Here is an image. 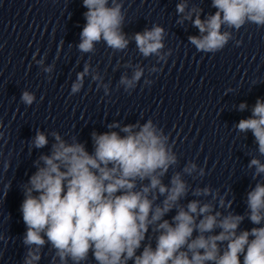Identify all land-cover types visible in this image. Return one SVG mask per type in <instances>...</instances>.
I'll use <instances>...</instances> for the list:
<instances>
[{
  "label": "clouds",
  "instance_id": "clouds-1",
  "mask_svg": "<svg viewBox=\"0 0 264 264\" xmlns=\"http://www.w3.org/2000/svg\"><path fill=\"white\" fill-rule=\"evenodd\" d=\"M83 6L86 24L77 45L81 53H93L101 41L113 51L128 48L122 0H83ZM211 6L215 13L201 19L202 9L186 12L187 0L176 5L178 23L190 20L199 30V36L188 37L199 52L216 53L227 45L232 33L222 27H264V0H212ZM164 37V28L154 24L132 39L143 57L163 60ZM88 72L85 65L71 94L81 91ZM143 75L144 68L137 66L130 78L122 75L119 84L130 91ZM20 100L31 106L36 96L25 90ZM246 108V103L239 105L240 111ZM235 127L240 133L251 131L264 156V100L257 99L251 116ZM107 128L90 134L91 152L76 136L65 139L50 133V152L33 161L36 171L22 186L23 264H39L46 245L54 253L52 264H88L90 256L95 264H264V183L257 179L264 175V163L259 158L248 164L257 182L246 194L245 213L237 214L219 190L193 188L187 182L186 176L205 175L195 162L173 171L165 183L179 161L169 136L151 119L123 126L114 122ZM48 144V135L38 129L29 151ZM245 219L254 227L241 229Z\"/></svg>",
  "mask_w": 264,
  "mask_h": 264
}]
</instances>
